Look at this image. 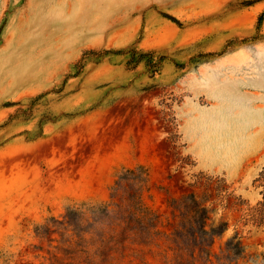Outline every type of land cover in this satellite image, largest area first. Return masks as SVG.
Wrapping results in <instances>:
<instances>
[{
  "label": "rangeland",
  "instance_id": "1",
  "mask_svg": "<svg viewBox=\"0 0 264 264\" xmlns=\"http://www.w3.org/2000/svg\"><path fill=\"white\" fill-rule=\"evenodd\" d=\"M129 49L162 60L128 67ZM263 167L264 0H0V264L185 263L173 206L190 195L226 226L206 264H264L244 225ZM137 168L160 234L113 246L88 210Z\"/></svg>",
  "mask_w": 264,
  "mask_h": 264
},
{
  "label": "trees",
  "instance_id": "2",
  "mask_svg": "<svg viewBox=\"0 0 264 264\" xmlns=\"http://www.w3.org/2000/svg\"><path fill=\"white\" fill-rule=\"evenodd\" d=\"M168 19L177 23L172 18ZM104 54L105 52H88L84 54V57L101 59ZM125 54L129 56L126 63L128 67H134L143 62L149 72H152L162 60V57H155L153 52L139 53L134 49H129ZM259 180H264V167L258 174L257 181ZM145 184L146 173L142 168L125 170L118 176L112 188L110 202L88 210L89 224L95 229L99 230L98 228L108 222L109 226L115 227L114 230L117 232L114 230L113 232H116L117 237H111V241L114 242L113 246H120L122 241H126L130 235L146 240L151 236L160 234L157 231V217L141 203V192ZM259 194L261 200L257 202L255 209L245 215L244 225L251 224L258 229H264V187ZM173 208L178 213L179 224L171 234V239L176 248L178 246L177 250L188 252L190 258L182 264L208 263L209 248L212 245L213 237L225 230V224L216 229H206L208 211L193 195L174 202ZM83 214L84 212L80 214V224L87 222L83 218ZM225 246L228 256H239L243 251L242 243L237 234L229 239Z\"/></svg>",
  "mask_w": 264,
  "mask_h": 264
}]
</instances>
